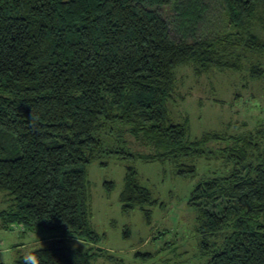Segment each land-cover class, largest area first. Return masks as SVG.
<instances>
[{
  "label": "trees",
  "instance_id": "trees-1",
  "mask_svg": "<svg viewBox=\"0 0 264 264\" xmlns=\"http://www.w3.org/2000/svg\"><path fill=\"white\" fill-rule=\"evenodd\" d=\"M179 63L264 77V0H0V225L58 229L27 251L41 264H93L92 247L69 238H100L86 165L110 155L169 161L180 175L196 172V156L222 159L228 170L204 175L188 195L206 257L189 264H264V134L192 137L167 106ZM125 131L151 150L132 151ZM118 199L149 221L155 199L133 165Z\"/></svg>",
  "mask_w": 264,
  "mask_h": 264
},
{
  "label": "rangeland",
  "instance_id": "rangeland-1",
  "mask_svg": "<svg viewBox=\"0 0 264 264\" xmlns=\"http://www.w3.org/2000/svg\"><path fill=\"white\" fill-rule=\"evenodd\" d=\"M174 77V89L167 106L174 120L187 122L192 137L212 129L236 134L252 132L259 137L264 134V77L249 79L245 70L231 69H211L196 74L191 63L176 65ZM124 137L134 152L151 150L148 141L141 136L125 131ZM218 146V141L207 143L208 148ZM101 159H106L107 163L100 164L99 159H94L86 165L90 221L100 238L91 242L72 236L69 243L82 248L91 246L93 264H189L206 258L200 252L196 209L188 203V195L201 177L224 173L228 164L219 157L196 156L191 159L196 172L180 175L169 161L116 155ZM128 164L134 166L138 179L155 199L153 204L147 205L149 221L138 207L126 212L120 208L118 194ZM108 180L113 183L109 191L103 185ZM3 194L0 191V209L6 206ZM58 233V229L42 226L23 230L17 223L8 227L0 225V246L8 248L9 264H14L18 253H25L46 237ZM213 238L220 242L219 235ZM135 250H148L153 255L142 260L134 257Z\"/></svg>",
  "mask_w": 264,
  "mask_h": 264
},
{
  "label": "clouds",
  "instance_id": "clouds-1",
  "mask_svg": "<svg viewBox=\"0 0 264 264\" xmlns=\"http://www.w3.org/2000/svg\"><path fill=\"white\" fill-rule=\"evenodd\" d=\"M29 122L34 129L39 128L41 116L34 107H32ZM0 264H9V250L5 246H0ZM22 264H41V261L35 252L29 251L23 256Z\"/></svg>",
  "mask_w": 264,
  "mask_h": 264
}]
</instances>
